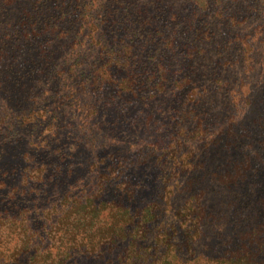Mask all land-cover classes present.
I'll list each match as a JSON object with an SVG mask.
<instances>
[{"label":"rangeland","instance_id":"374dc122","mask_svg":"<svg viewBox=\"0 0 264 264\" xmlns=\"http://www.w3.org/2000/svg\"><path fill=\"white\" fill-rule=\"evenodd\" d=\"M66 1L67 18L33 12L27 36L28 0H0V220L23 215L39 236L108 169L95 191L132 208L210 171L214 222L180 261L264 264V0H124L117 19L106 0Z\"/></svg>","mask_w":264,"mask_h":264},{"label":"trees","instance_id":"16d2710c","mask_svg":"<svg viewBox=\"0 0 264 264\" xmlns=\"http://www.w3.org/2000/svg\"><path fill=\"white\" fill-rule=\"evenodd\" d=\"M10 1L4 0L6 3ZM110 2L113 4L112 9L108 7ZM28 3V10L23 12L19 20L27 36L33 31V26L28 22L36 10L47 8V11L62 19L73 13L70 9L73 5L66 0H28ZM125 6L124 0H106V6L101 4L96 7H102L107 11L108 17L117 19L121 15V8L125 11ZM3 8L0 4V11ZM83 8L85 7L79 9ZM92 9L91 7L82 13L88 21L91 19ZM182 16L185 15L179 14L176 19ZM112 22L115 20L111 24ZM132 31H135L134 27H131ZM155 65L161 63L156 62ZM154 78L160 82L161 76L155 73ZM245 85L244 82L242 88ZM209 172L202 175L201 180L198 177L193 179L192 176V181L189 180L190 187L184 186L186 192L179 198L175 195L177 186L173 184L174 194H168L167 200L161 203L150 202L142 208H132L125 193L105 196L103 190L102 194L95 191L103 186L104 180L110 178L103 173L90 188H86L90 190L85 189L78 196H64L58 207L49 208L43 233L39 236L30 234L23 215L0 220L3 225L0 227V245L6 246L17 238L10 253H3L5 257L1 258L0 264H72L70 259H75L77 255H85L87 258L111 253L112 256L120 241H125L123 248L116 252L114 258H105L103 264H186L180 258L188 253L191 258L195 254L196 249L191 251L192 247L206 227L209 230L214 222L213 212L206 214L213 207L211 205L210 209L207 204L210 201L205 190L213 182V173ZM192 186L196 189L191 194L188 190ZM176 200L178 205L169 211ZM206 219H209L208 225ZM3 227L6 230L4 238Z\"/></svg>","mask_w":264,"mask_h":264}]
</instances>
